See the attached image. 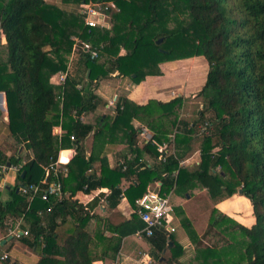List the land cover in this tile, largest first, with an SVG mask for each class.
Instances as JSON below:
<instances>
[{
  "label": "trees",
  "instance_id": "trees-1",
  "mask_svg": "<svg viewBox=\"0 0 264 264\" xmlns=\"http://www.w3.org/2000/svg\"><path fill=\"white\" fill-rule=\"evenodd\" d=\"M66 1L75 6L0 0L5 38L0 45V91L5 93L12 138L31 152L22 167L24 176L18 174L7 189V199L0 200V227L5 229L9 219L22 216L20 228L29 234L19 240L38 254L33 264H93L98 258L114 259L121 239L145 225L135 212L116 221L97 215L101 201L115 208L125 196L135 210L136 200L156 181L160 192L185 195L197 187L214 200L241 188L251 203L253 223L231 220L244 241L223 235L218 227L227 216L212 211L201 236L195 238V256L181 262L183 250L173 241L172 255L164 264H264V0ZM88 1L115 3L117 9L104 13L108 26L84 24L79 8ZM73 35L88 41L97 55L80 45L74 52ZM119 44L123 54L104 51ZM195 55H202L208 66L195 93L204 100L196 118L181 117L182 95L141 104L118 97L113 114L96 111L102 103L96 89L105 77L122 75L139 82L145 75H160L161 62ZM60 73L65 74L63 80L58 79ZM59 124L66 130L60 136L53 133ZM141 125L152 132L151 139L139 138ZM92 132L95 145L123 142L129 150L112 167L98 163L96 147L85 158L84 140ZM163 141L173 143L167 155L156 148V142ZM72 145L67 175L50 171L47 178L60 182L61 195H50L48 201L37 195L27 209L26 194L19 188L42 179L44 167L57 160L59 149ZM195 149L199 151L195 167L181 163ZM143 150L154 158L152 164L140 158ZM21 158L14 154L9 160ZM0 162H6L2 155ZM122 181L127 182L125 187ZM79 192L94 195L82 201L76 196ZM48 205L50 211L45 210ZM68 221L72 224L68 232H58ZM180 221L190 227L187 219ZM96 229L111 232L102 238L100 254L91 249L94 238L101 237ZM159 232L166 231L154 228L146 237L152 239ZM164 233L159 254L166 242Z\"/></svg>",
  "mask_w": 264,
  "mask_h": 264
},
{
  "label": "crops",
  "instance_id": "crops-1",
  "mask_svg": "<svg viewBox=\"0 0 264 264\" xmlns=\"http://www.w3.org/2000/svg\"><path fill=\"white\" fill-rule=\"evenodd\" d=\"M45 1L59 6L65 5V7L69 4V2L66 0ZM70 4L72 7L75 6L73 2H71ZM99 25H109V18L107 14H103L100 16ZM70 37L73 40L74 35ZM4 42L5 38L0 29V45H2ZM104 51L110 55L117 56L123 54L125 50L123 45L119 44L113 48H109ZM180 63L181 62L179 60H169L161 62L159 64L161 70L160 75H145L143 79H141L139 82H134L127 76L122 75L115 76L113 74L111 76L105 77L100 81L96 89L97 94L102 99V103L98 105L96 111L100 114H107L108 112H110V115L113 114L114 107L116 105V99L118 97H126L140 104L145 103L151 98L158 99L161 101H168L169 99L174 97L173 95L175 91H172L171 89L174 86L177 87L179 83H181L178 79L177 71L178 67L180 66ZM171 71L173 73L169 75ZM52 80L54 82L57 81V75L53 76ZM101 108L106 109L102 110ZM141 127L145 126L141 125L140 128ZM140 128H138L139 138L144 139V137L140 134ZM65 132L66 130L62 128L60 124L53 127V133L56 135L60 136ZM148 132L152 134L149 129ZM92 134L93 132L89 135L88 138L84 140L85 158H89L91 152L95 150L93 148L96 147V152L99 151L98 163L102 166L112 167L115 164L119 155L123 152L126 153L129 150V148H127L126 143L115 141H103L98 145L96 144V146L94 144L95 140ZM156 143L160 145L162 142ZM170 144H172V142ZM20 147L21 150L20 152H18ZM74 151V145L59 149L57 160L60 162L61 165L65 166L66 163L70 162L72 156L74 155ZM141 152L142 155H140V158L142 159V161L147 164H152L154 158L144 150ZM193 153L194 154L189 155L184 160H182L183 164H193L192 162H189V159L191 156H195L196 154L197 156H199V151L195 149ZM14 154L20 155L22 157L21 160L28 159V157L31 156V152L29 150H26L23 144L16 143L10 134V130L8 127V112L5 93L3 91H0V155H2L4 159H6V162L4 164L9 165L11 163L9 159ZM197 160L198 159H195V164L197 163ZM66 173L64 174L65 176L67 175ZM96 173L99 174V169H96ZM16 177L17 175L14 174V172L10 170L7 172L6 184L4 188H0V200L7 199V189L15 183ZM121 185L125 187L127 185V182L122 181ZM101 191L105 192L106 188L102 187ZM193 192H196V194H198L199 192H201V190H199L197 187H192L189 189V192H187L185 195L181 193L178 194L170 190L169 198L172 211L170 214L169 225L174 228V231L168 232V234L166 232H162L166 236V242L161 254H159L157 250L158 246L163 240L161 232H159L160 234L156 235L152 239L144 235H136V233H132L124 236L121 239L120 248L114 259L98 258L93 261V264H164L165 260L172 255L171 246L173 244V241L176 244L180 245L181 249L183 250V253L178 257V259L181 262H186L195 256V238L201 236L212 211L216 214V216H219L218 214L220 213H224L227 216V218L222 217L223 220L221 221L220 226L218 228H222L221 230H224L223 235H225L228 239V234L234 232L232 229H236V231H238V229L232 225L233 222L231 219H233V221L235 220V222L247 225V223H242L239 219L244 218L246 212L245 209H248L249 205H243V203L239 207H232L231 205L226 204V202H216V204H213V206L211 207V210L207 211L206 209H199V205L195 201L196 194H194ZM236 194L237 193L231 195V199H233ZM93 195L94 193L84 194L79 192L76 196L82 201H87ZM235 198L237 199V197ZM215 208L218 211L214 210ZM133 210L134 209L130 205L127 198L125 196H122L115 208H108L107 203L105 201H101L99 207L95 211L97 215L103 218L110 217L113 221H116L122 218L128 219L131 214L135 212ZM241 212H244V215L242 217H239L238 215ZM181 218H185L190 222L189 228H187L181 223ZM60 221L61 219L58 217L57 223H59ZM242 221L246 222L247 219L245 218ZM199 222L201 223L199 224ZM202 223H204V225ZM252 223L253 217L251 220V224ZM71 227V222H63L59 225L57 231H60L63 234L64 232H68ZM96 232L99 233L101 237L94 238V242L92 243L93 247L91 249H96V253L100 254V251L103 250V246L105 245L104 241H102V238L105 236H109L111 232L110 230H105L101 233L100 230L98 231V229H96ZM5 233L6 228L2 229L0 227V241L3 238L7 237L5 236ZM19 239L20 237L11 236L10 240L6 241L2 245L0 244V255H6V260L4 261L3 259H0V264H33L34 262H36V260L38 259V254ZM169 241L171 242V246L167 247V243ZM160 257H163V260H159Z\"/></svg>",
  "mask_w": 264,
  "mask_h": 264
},
{
  "label": "built area",
  "instance_id": "built-area-1",
  "mask_svg": "<svg viewBox=\"0 0 264 264\" xmlns=\"http://www.w3.org/2000/svg\"><path fill=\"white\" fill-rule=\"evenodd\" d=\"M109 9H117L116 5L112 1H88L82 2L79 8V13L83 17V22L87 26L99 25L100 16ZM73 50L80 48L84 51H89L91 56H96L97 51L91 46L88 41L79 39L78 37H73ZM65 74L60 73L58 75L59 80H63ZM140 134L144 139H151L152 135L148 132L146 127L140 128ZM70 139L73 140L74 136L70 135ZM157 150L164 154H169L173 151V143L162 142L160 145L157 144ZM165 155V156H166ZM165 156L160 155L159 158L164 159ZM27 159H22L15 163H10L6 165L0 162V188H4L6 184V175L10 170L14 174L18 175L23 170L22 167ZM183 163V161H181ZM44 176L37 183H32L24 187H20L23 193L26 194L27 209L30 207L33 199L39 195L40 199L48 201L50 195H61V184L56 180H47L50 171L54 174L62 173L63 175L67 172V167L61 165L58 160L51 163L49 166L44 167ZM160 182L156 181L145 193H143L140 198L136 200V209L133 210L139 216V218L144 222V227L142 231H137L136 235L149 236L152 234L154 228L165 230L166 232L174 231V228L169 225L170 214L172 211L171 203L168 192H160ZM46 211L51 210V206L48 205L45 209ZM38 213L41 214V211ZM22 221V216L17 219H9L6 222V233L5 236L11 235L14 237L26 236L28 235V229H21L20 223ZM6 258L5 254L0 255V259Z\"/></svg>",
  "mask_w": 264,
  "mask_h": 264
},
{
  "label": "rangeland",
  "instance_id": "rangeland-1",
  "mask_svg": "<svg viewBox=\"0 0 264 264\" xmlns=\"http://www.w3.org/2000/svg\"><path fill=\"white\" fill-rule=\"evenodd\" d=\"M76 50H77V48H75L73 51L75 52ZM70 56H72V53H70L69 57ZM178 60L181 62L179 64L180 66L177 69L178 79L181 83H179V85L177 87L174 86L171 90L175 91L173 96L182 95L183 97H185V100L183 102L182 109H181L182 110L181 111V117L189 120V119L196 118L197 112H198L199 108L201 107L200 105H202L204 103L203 98L196 96L195 93L203 85V82L205 80L204 77H205L208 66H207V61L204 59V57L202 55H195V56H191L188 58H183V60H180V59H178ZM70 63H71V61H70ZM172 73L173 72L171 71L169 73V75H171ZM190 86H194V87H190ZM193 95H195V96H193ZM101 109L104 110L106 108H101ZM107 114L110 115V112H108ZM192 154H194V153L192 152L190 155H192ZM190 159H189V162L193 163L191 168H194L195 167L194 161H195V159H198L197 154L195 156L194 155L191 156ZM193 193L196 194V192H193ZM235 197H237V199ZM238 197H240V198H238ZM244 197L245 196L242 195V193H237L233 199H231L230 196H225V197L223 196L220 199L214 200L208 196V194L205 190H201V192L196 194L195 201L198 203L199 209H206L207 211L211 210V207L213 206V204L215 205L216 202H218V203L219 202H221V203L226 202V204L231 205L232 207H239L243 203H244L243 205L247 204V205H249V208L245 209L246 212H245V216L243 218V219L246 218L247 221L243 222L242 221L243 219H239V220L242 223H245V224L247 223V225H249V224H251V220L253 217L252 216V209H250L251 203L247 197H245V198ZM215 210L218 211L216 208H215ZM250 211H251V216H250ZM210 215H211V213H210ZM243 215H244V212H241L238 216L242 217ZM248 217H249V219H248ZM200 223L201 222H199V224ZM202 224L204 225V223H202ZM232 230L234 232H232L231 234H228L230 240L236 241V240L242 239L243 236H242V234H240L239 231H236V229H232ZM244 240H245V238L243 237V241Z\"/></svg>",
  "mask_w": 264,
  "mask_h": 264
},
{
  "label": "water",
  "instance_id": "water-1",
  "mask_svg": "<svg viewBox=\"0 0 264 264\" xmlns=\"http://www.w3.org/2000/svg\"><path fill=\"white\" fill-rule=\"evenodd\" d=\"M159 40H160V39H158V41H159ZM88 74H89V70L86 71L85 76H84V79L82 80L81 86H83V85L85 84V82H86V80H87V78H88ZM193 96H194V95H193ZM20 150H21V147L19 148L18 152H20ZM24 173H25V171L22 170L21 173H20V176L23 177V176H24ZM238 193H241V188L238 189ZM10 239H11V235H8L7 237L3 238V239L0 241V244L2 245V244H4L6 241H8V240H10ZM170 246H171V242L169 241V242L167 243V247H170ZM159 260H163V257H160Z\"/></svg>",
  "mask_w": 264,
  "mask_h": 264
}]
</instances>
